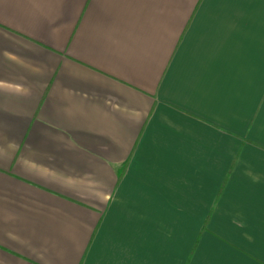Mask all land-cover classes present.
I'll list each match as a JSON object with an SVG mask.
<instances>
[{
	"label": "crops",
	"instance_id": "1",
	"mask_svg": "<svg viewBox=\"0 0 264 264\" xmlns=\"http://www.w3.org/2000/svg\"><path fill=\"white\" fill-rule=\"evenodd\" d=\"M0 264H264V0H0Z\"/></svg>",
	"mask_w": 264,
	"mask_h": 264
}]
</instances>
